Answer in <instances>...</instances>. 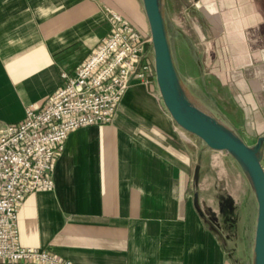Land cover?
<instances>
[{"label":"crops","instance_id":"obj_1","mask_svg":"<svg viewBox=\"0 0 264 264\" xmlns=\"http://www.w3.org/2000/svg\"><path fill=\"white\" fill-rule=\"evenodd\" d=\"M161 2L169 40L172 13L197 5L202 47L171 45L176 73L264 171V0ZM105 8L144 29L142 0H0V123L63 85L108 34ZM195 165L155 82L134 80L110 124L68 136L53 189L19 210L20 243L72 264H253L254 229L237 242L208 215Z\"/></svg>","mask_w":264,"mask_h":264},{"label":"built area","instance_id":"obj_2","mask_svg":"<svg viewBox=\"0 0 264 264\" xmlns=\"http://www.w3.org/2000/svg\"><path fill=\"white\" fill-rule=\"evenodd\" d=\"M105 14L108 34L72 73L61 74L63 85L19 122L0 123V263L72 264L21 245L19 210L28 195L53 189V164L72 132L110 124L134 80L156 83L151 38L119 13Z\"/></svg>","mask_w":264,"mask_h":264},{"label":"rangeland","instance_id":"obj_3","mask_svg":"<svg viewBox=\"0 0 264 264\" xmlns=\"http://www.w3.org/2000/svg\"><path fill=\"white\" fill-rule=\"evenodd\" d=\"M160 11L162 15L165 14L163 2H161ZM186 11L180 8L172 13V26L168 30L172 31L173 36L169 44L177 47L189 37L200 49L202 47L199 43L200 35L195 31L196 27H200L198 17L195 13ZM135 27L145 38H151L147 20L144 29L136 25ZM175 37L180 40V43H176ZM182 47L180 49H183ZM176 86L178 89H184L178 73ZM166 112L169 114L167 109ZM217 121L224 126L219 118ZM174 124L195 161L198 194L207 201L206 212L220 228L229 233L230 238L242 242L252 228L255 229L253 222H255L254 216L257 210L255 192L246 168L233 154L210 149L199 137L185 131L175 122Z\"/></svg>","mask_w":264,"mask_h":264},{"label":"water","instance_id":"obj_4","mask_svg":"<svg viewBox=\"0 0 264 264\" xmlns=\"http://www.w3.org/2000/svg\"><path fill=\"white\" fill-rule=\"evenodd\" d=\"M142 3L154 52L156 84L172 120L185 131L199 137L210 149L233 154L249 174L257 206L252 249L253 264H264V171L256 152L231 135L216 119L197 108L188 99L184 89L177 88V73L159 0H142ZM186 12L197 14L198 10L191 6Z\"/></svg>","mask_w":264,"mask_h":264}]
</instances>
